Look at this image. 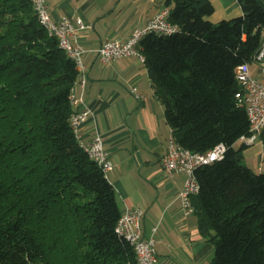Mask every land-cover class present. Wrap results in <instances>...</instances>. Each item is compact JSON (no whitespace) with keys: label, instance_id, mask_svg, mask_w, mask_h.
<instances>
[{"label":"trees","instance_id":"obj_1","mask_svg":"<svg viewBox=\"0 0 264 264\" xmlns=\"http://www.w3.org/2000/svg\"><path fill=\"white\" fill-rule=\"evenodd\" d=\"M238 2L242 15L213 23L211 0H165L178 31L149 33L139 49L178 143L195 153L226 146L195 171L192 197L213 263L264 264V173L235 148L251 134L236 68L264 44V1ZM79 77L34 0H0V264H139L116 232V189L71 124Z\"/></svg>","mask_w":264,"mask_h":264},{"label":"crops","instance_id":"obj_2","mask_svg":"<svg viewBox=\"0 0 264 264\" xmlns=\"http://www.w3.org/2000/svg\"><path fill=\"white\" fill-rule=\"evenodd\" d=\"M46 2L54 20L67 17L76 22L81 18L88 26L78 33L86 50L87 81L82 87L80 75L76 83V95L81 99L76 110L88 107L92 117L80 127L77 137L83 144L96 134L103 137L114 163L106 176L116 189L122 212H144V233L157 240L159 264H211L215 247L200 233L198 215L185 206L181 195L187 175L169 174L162 163L173 129L155 94L146 62L124 57L104 64L97 52L104 41H125L135 29L145 28L166 7L165 0ZM211 2L215 12L209 19L213 23L243 14L238 0ZM250 69L253 76L258 75L256 65ZM238 143L246 146L244 164L264 173V132L252 144Z\"/></svg>","mask_w":264,"mask_h":264},{"label":"built area","instance_id":"obj_3","mask_svg":"<svg viewBox=\"0 0 264 264\" xmlns=\"http://www.w3.org/2000/svg\"><path fill=\"white\" fill-rule=\"evenodd\" d=\"M34 9L48 33L55 36L59 46L75 60L81 75L79 84L84 87L87 81L84 65L86 50L79 40L78 33L86 30L88 26L81 18H78L76 22L67 17L54 20L46 0H34ZM169 16L170 9L164 7L149 21L145 28L135 29L127 40L110 39L104 41L97 50L99 59L104 64L112 63L124 57H136L145 62L146 58L139 49L140 41L145 35L149 33L170 35L178 31V28L169 21ZM252 64L258 68L257 76H253L251 73ZM252 64L244 63L236 68V79L242 87V92L237 94L238 103L246 109L251 125V134L241 138V141L246 144L254 143L264 132V44L254 57ZM135 91L134 88L133 92ZM71 102L75 109L71 117V124L76 135H78L80 127L92 117V112L88 107L79 111L76 110L81 103V99L76 95V85L72 90ZM80 144L106 175L113 170V160L100 134H96L90 143ZM225 152L226 146L219 144L206 153H195L180 145L174 137L170 138L162 163L169 174L186 173L187 178L181 195L185 206L191 211L194 210L192 197L200 191L195 171L201 166L223 159ZM143 215L144 212L140 209H126L122 212L116 226V232L134 246L139 264H159L156 249L157 240L153 234L149 237L145 235Z\"/></svg>","mask_w":264,"mask_h":264},{"label":"rangeland","instance_id":"obj_4","mask_svg":"<svg viewBox=\"0 0 264 264\" xmlns=\"http://www.w3.org/2000/svg\"><path fill=\"white\" fill-rule=\"evenodd\" d=\"M216 16V15H215ZM219 21H221V20H219ZM218 23V22H217ZM263 35H264V30H263ZM254 67V66H253ZM240 147V144L239 143H236L235 144V148H239ZM214 258H215V256H214ZM213 261H214V259L212 260V262H211V264H214L213 263Z\"/></svg>","mask_w":264,"mask_h":264}]
</instances>
